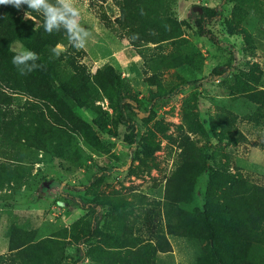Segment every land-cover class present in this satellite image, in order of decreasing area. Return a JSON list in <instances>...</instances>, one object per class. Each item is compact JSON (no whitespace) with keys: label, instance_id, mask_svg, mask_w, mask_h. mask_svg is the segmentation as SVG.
<instances>
[{"label":"rangeland","instance_id":"1","mask_svg":"<svg viewBox=\"0 0 264 264\" xmlns=\"http://www.w3.org/2000/svg\"><path fill=\"white\" fill-rule=\"evenodd\" d=\"M74 6L91 32L86 47L79 49L80 64L91 77L106 66L119 76L120 94L136 102L137 136L133 144L127 143L125 127L101 97L95 102L99 111L74 109L91 128L88 140L79 133L72 135L78 165L29 144L0 140V264L10 262L8 245L22 231L29 232L32 244L54 240L62 252L53 263L72 264L73 241L81 235L73 225L85 216L75 198L102 203L98 233L83 244L92 254L88 251L90 256L81 264H99L94 260L97 255L107 256L106 264L137 262L138 257L147 264H197L203 246L198 239L167 233V180L177 170L181 146L188 143L206 147L208 155L204 170L192 182L190 201L179 208L187 212L202 208L212 170L239 174L264 189V123L245 119L256 108L247 95L264 91V0H165L159 13L177 22L174 38L137 50L113 21L118 10L110 0H76ZM203 8L219 11V18L206 26L216 45L196 33L194 21ZM101 14L108 24L99 21ZM19 46L14 42L10 50L16 53ZM227 64L233 66L227 78L207 80L211 70ZM157 93L166 97L146 113L149 98ZM7 95V111L28 107L25 96ZM219 113L233 119L231 132H219L215 122ZM97 115L102 129L92 124ZM101 171L106 175L96 185L76 189ZM171 190L178 192V186ZM130 240L145 248L131 252ZM162 241L169 246L166 252L159 250L164 248ZM148 245L159 251L151 255Z\"/></svg>","mask_w":264,"mask_h":264},{"label":"trees","instance_id":"2","mask_svg":"<svg viewBox=\"0 0 264 264\" xmlns=\"http://www.w3.org/2000/svg\"><path fill=\"white\" fill-rule=\"evenodd\" d=\"M97 1L104 3L107 0ZM110 1L118 10V17L113 21L119 25L134 49L174 38L177 22L159 13L165 0ZM49 3L54 4L56 0H49ZM26 11L31 18H25ZM218 18L219 11L216 8H203L194 21L197 35L215 45L217 40L206 26ZM98 19L102 23H109L103 14ZM43 21L44 17L40 13L28 10L26 5H22L19 10L10 5H0V140L9 145L16 142L29 144L37 151L65 161L71 160L78 165L72 135L79 133L88 140L91 128L74 113V109L89 108L96 112L99 107L95 102L103 97L115 113L116 122L125 127L127 143L133 144L137 136L133 119L138 117L136 102L134 98L120 94L119 76L110 66H106L98 76L91 77L80 64L81 52L71 46L63 26H60L59 32L54 29L49 34L43 27ZM105 27L110 28L108 25ZM14 42L34 51L40 58L37 63L42 67L21 75L12 63L16 53L10 50V45ZM58 44L63 46L61 50L57 49ZM232 67V64H227L220 70H211L207 80L227 78ZM7 92L25 96L29 99L28 107L20 112L7 111L6 108L10 106ZM112 93H115L114 98ZM164 97L166 94H153L149 98L146 113L151 114L152 106ZM247 98L256 108L245 119L264 123V91L250 92ZM97 117L92 120V124L102 129ZM141 117L145 120V115ZM215 118L220 133L231 132L233 119L227 117L226 113H219ZM180 149L179 165L168 178L165 190L164 224L167 233L191 235L198 239L203 246L197 264H264V189L250 184L239 174L212 170L204 187L202 208L187 212L177 205L186 206L190 201L192 182L204 170L208 154L206 147L197 149L188 143ZM105 175L104 171L94 173L86 185L76 189L87 190ZM181 176L182 181L179 180ZM174 184L178 186V192L171 190ZM74 203L85 211L82 223L73 225L81 235L73 241L75 260L72 264H81L90 256L88 251L92 254V251L84 250L83 244L98 233V209L102 203L80 198H75ZM12 241L8 245V264H54L53 261L62 252L54 240L42 239L32 244L26 231L18 234L17 241ZM130 241V247L134 248L131 252L145 248V245L139 246L134 240ZM161 243L164 244L161 249L147 246L151 255L159 250L168 251V244L165 241ZM106 257L97 255L94 260L106 264ZM123 264L147 263L138 257L137 262L129 260Z\"/></svg>","mask_w":264,"mask_h":264},{"label":"clouds","instance_id":"3","mask_svg":"<svg viewBox=\"0 0 264 264\" xmlns=\"http://www.w3.org/2000/svg\"><path fill=\"white\" fill-rule=\"evenodd\" d=\"M75 2L76 0H56V3L53 4L49 3V0H0V5H10L18 10L22 5H26L28 10L38 12L44 17L43 27L46 32L51 34L54 29L59 32L62 25L71 46L83 49L88 43L85 38L91 37V32L82 25L81 12L74 6ZM24 15L26 19L31 18L28 11ZM56 47L62 49L63 46L58 44ZM15 52L12 63L18 68L21 75L42 67L37 63L40 58L34 51L21 45Z\"/></svg>","mask_w":264,"mask_h":264}]
</instances>
